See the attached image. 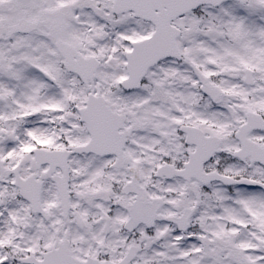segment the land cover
I'll use <instances>...</instances> for the list:
<instances>
[{"label": "snow or ice", "instance_id": "obj_1", "mask_svg": "<svg viewBox=\"0 0 264 264\" xmlns=\"http://www.w3.org/2000/svg\"><path fill=\"white\" fill-rule=\"evenodd\" d=\"M0 264H264V0H0Z\"/></svg>", "mask_w": 264, "mask_h": 264}]
</instances>
